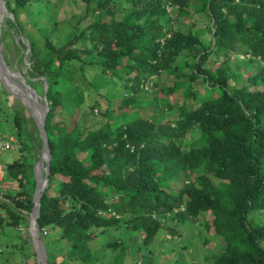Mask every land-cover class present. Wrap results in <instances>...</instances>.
<instances>
[{
  "label": "trees",
  "instance_id": "obj_1",
  "mask_svg": "<svg viewBox=\"0 0 264 264\" xmlns=\"http://www.w3.org/2000/svg\"><path fill=\"white\" fill-rule=\"evenodd\" d=\"M73 2L81 12L73 10L60 21L56 16L51 32L39 27L41 40L25 32L17 13L26 11L38 24V15L57 4L6 0L14 16L8 23L30 43V75L48 82L52 158L38 222L43 239L47 228L55 234V241H45L49 261L59 264L57 245L79 264L102 263L101 252L108 251L112 264L129 254L142 258L146 253H136L154 243L165 218L179 224L201 220L198 230L221 236L220 251L208 255L213 264H264V218L254 217L264 212V0ZM169 2L182 17L207 14L210 42L202 38L203 28L191 27L194 20H185L190 28L175 25ZM35 6L38 12L30 10ZM60 23L67 28L63 35ZM233 55L249 57L232 60ZM241 64L246 78L233 68ZM88 70H96L95 88L113 76L124 80L121 109L143 106L139 99L149 93L143 85L156 76L173 72L175 85L162 87L166 96L158 112L117 122L108 104L101 110L106 120L92 128L84 124L90 113L77 81ZM197 80L202 93L194 86ZM153 84L159 86L157 78ZM189 97L197 104H189ZM12 109L22 157L5 163L6 180L17 181L21 190L5 195L11 204L0 203L18 225L26 220L18 210L33 206L36 162L28 155L34 139L41 138L23 111ZM3 220L0 213V224ZM122 226L128 235H141L136 251L119 232ZM194 237L202 239L200 233ZM143 261L151 264L150 255Z\"/></svg>",
  "mask_w": 264,
  "mask_h": 264
},
{
  "label": "rangeland",
  "instance_id": "obj_2",
  "mask_svg": "<svg viewBox=\"0 0 264 264\" xmlns=\"http://www.w3.org/2000/svg\"><path fill=\"white\" fill-rule=\"evenodd\" d=\"M74 1V0H73ZM71 0H52V2L57 5L55 8L50 9L51 13L38 15L37 23H35V16L29 15L26 11L22 10L21 13H17L19 19L23 23V27L25 32H29L36 36L38 39L43 38L42 31L39 27H44V29L51 32L49 28L53 26V19L57 16L58 20H63L70 15L71 11H79L81 12L80 4H76ZM5 7L7 8L6 0H3ZM79 7V8H77ZM175 5L171 2L167 3V9L169 16H173V20L175 25L181 26L183 29L190 28V26H185V20L189 21L191 19L195 21V24L191 25L192 28L198 29L203 28L205 32L202 34V38L206 43H209L212 39L211 31L209 30V26L211 25V21L209 16L205 13H196L193 16L182 17L173 11ZM8 9V8H7ZM38 7H31L30 10L37 11ZM9 11V10H8ZM11 12V11H10ZM38 12V11H37ZM46 13V12H45ZM9 19L14 22V16H4L1 25V34L0 41L2 42L3 48V56L9 67L14 71H19L21 74L26 77L29 84L35 89V91L43 96L45 92V81L42 76L33 77L30 75L31 70V49L28 38L25 33H22L21 30L16 26H11L8 22ZM193 22V21H192ZM61 34L63 35V31L67 28L60 23ZM247 58L249 55H241V56H232V60H236L239 58ZM234 65V64H233ZM244 65H240L239 68L236 66H232L236 71H243V74L246 78V70L243 68ZM186 69V68H185ZM96 70H88L86 75L79 74L77 76V81L79 83L80 89L85 94V111H88L90 114L87 116V120L84 122L86 126H90L92 128L97 127L102 122L106 120V117L103 116L101 110H105L108 104H111L114 110L111 112L113 118L117 122H121L124 120H129L132 117H135L137 114L148 116L150 114L156 113L159 111V107H163L162 100L166 93L164 88H173L175 85V79L170 77L173 72L163 75L158 78L157 76L151 80H148L147 83H144L143 87L149 91L147 94H143L139 102L143 104V106H135L130 108L121 109L118 105L123 96V82L124 80L119 76H111L113 80L111 82L105 83L102 87H94V82L97 77H95ZM15 78V77H13ZM159 81V86H155L153 84L156 80ZM111 79V78H110ZM34 81H37L36 85L33 84ZM237 83V81H235ZM194 86L199 90L200 93L204 92L203 87H201V81L197 80L194 82ZM11 91L10 86H7ZM169 91L171 92V90ZM19 96V95H18ZM20 97V96H19ZM143 98V99H142ZM189 104H197V100L189 97ZM151 103V104H149ZM94 104L95 107H91ZM37 106V104H36ZM13 107H17L23 111V114L29 120L31 130L34 135L37 134L38 126L34 116L32 115L31 109L24 101L12 93H10L7 88L0 81V117L4 122L0 124V131L4 134H14L15 128L13 125ZM164 119H167L169 113L165 111ZM177 116V114L172 115ZM62 118V114L57 115L56 119L59 120ZM14 130V131H13ZM15 135V134H14ZM189 134H187L188 136ZM17 136L15 135V139ZM18 140V138L16 139ZM42 141V140H41ZM37 138L33 141V152H30L29 162H38L39 158L42 155V142ZM41 142V143H40ZM20 143L17 141L16 147L12 152L8 153V159L11 162L13 159H21L22 152L19 150ZM6 158V155L5 157ZM35 163V164H36ZM44 168V164H43ZM44 170V169H43ZM34 171V166H33ZM34 179L35 172H34ZM32 177L30 176V180L28 183L31 184ZM174 185H180V182L173 183ZM21 190V187L17 181L6 180V178L0 183V201H6L11 204V201L5 197L6 194L12 193L15 194ZM184 209V208H183ZM22 216L25 217V221L20 224H11V218L7 211L2 207L0 203V213L3 215L4 220L0 224V264H39V259L36 252V247L34 244L33 236H32V225L30 219V211L26 210H18ZM114 214V213H113ZM119 216V215H118ZM206 216L205 214L202 215ZM201 217V218H203ZM256 220L258 218H264V212L259 213L256 212L254 214ZM164 225L159 233V236L150 246H142V249L138 250L136 253L137 256L146 253L150 255L151 264H213V258L208 259L209 254H214L215 251H220L222 248V237L211 234V229L208 231L205 227L198 230V227L202 225V221H189V223L179 224V222H175L172 219L166 220L164 218ZM171 227H174L176 233L171 231ZM46 238L43 239L44 242L46 240L55 241L54 232L50 231V228L45 229ZM122 237L126 238L136 251L139 245L142 243V237L138 233H133L128 235V230L125 226H122L119 229ZM178 232V233H177ZM130 233V231H129ZM198 233L202 235V239H196ZM139 235V236H137ZM103 239V238H102ZM100 239V241H103ZM46 245V244H45ZM158 245V247H157ZM95 246H98V243H95ZM53 253L55 254V259L59 264H79V260L70 259L66 257L62 248L59 245L53 246ZM97 248V247H96ZM47 249V247H46ZM99 251V249H97ZM48 253V252H47ZM145 254V255H146ZM102 263L98 261L94 264H112L113 256H111L110 251L102 253ZM145 255L142 258H137L135 254L126 255V257L120 258L119 264H143ZM153 259V260H152ZM121 262V263H120Z\"/></svg>",
  "mask_w": 264,
  "mask_h": 264
},
{
  "label": "water",
  "instance_id": "obj_3",
  "mask_svg": "<svg viewBox=\"0 0 264 264\" xmlns=\"http://www.w3.org/2000/svg\"><path fill=\"white\" fill-rule=\"evenodd\" d=\"M5 9L10 14V16H12V13L10 11H8V9L6 7H5ZM0 34H1V26H0ZM2 48H3V45H2V42L0 41V80L3 83V85L7 88V90L10 93H12L14 96H16L19 99H21V97H19L15 92L11 91L7 87V84L4 80L5 78H7L10 83H13L16 86H19L23 91H25V93L27 90H29L30 93H32L35 96L34 92H36V91L29 84L26 77H24V75L21 74L19 71H14L9 67V65L7 64V62L4 59ZM10 72L11 73L17 72L18 74H20L21 75L20 80L16 79V78H12V76L10 75ZM42 78L44 79L45 85H46L45 86V92H44L43 96L39 95L36 92L40 98V99L36 100V103L40 107L41 114H42L40 119H37L34 112L29 107L31 109L32 115L34 116V118L36 120L38 130H39V134H40V138L42 140V155L39 158L38 162L34 165V172H35V177H36V186H35L33 199H32L33 206H32V209L30 211V219H31V225L34 227L32 229V236H33L34 244L36 247L38 259L40 257L41 261L44 264H52L49 261L46 245H45V242L41 236V230H40V226H39V222H38V218L40 216V200H41V197L44 193V190L46 189V187L49 184L51 158H52L51 148L49 145L48 134H47V129H46V117H47V113L49 111V104H48V100H47L48 82L44 76H42ZM29 99L32 101L33 98H29ZM43 154H45L44 160H43ZM42 160L44 162V168H43L44 170L42 172V180L40 181L37 177V165ZM40 259H39V264H41Z\"/></svg>",
  "mask_w": 264,
  "mask_h": 264
},
{
  "label": "bare ground",
  "instance_id": "obj_4",
  "mask_svg": "<svg viewBox=\"0 0 264 264\" xmlns=\"http://www.w3.org/2000/svg\"><path fill=\"white\" fill-rule=\"evenodd\" d=\"M7 15V16H10V14L7 12V10L5 9V5L3 3V0H0V26L2 25V21L4 19V16ZM10 75L13 77H15L16 79H19L21 78V75L18 74L17 72H10ZM7 86H10L12 89H13V92H15L17 95H19L22 100L32 109V111L34 112L35 116L37 117V119H40L41 117V110H40V107L38 106V104L36 103V100L37 99H40L39 98V95L35 93V96L30 93L29 90L26 91H23L19 86H16L14 85L13 83H10L9 80L7 78L4 79ZM29 98H33L32 101L29 99ZM37 104V106H36ZM45 159V154H43V160ZM40 161L39 164L37 165V177L38 179L41 181L42 180V172H43V164L44 162ZM34 227L32 226V229ZM40 259V257H39ZM41 261V259H40ZM41 264H44L42 261H41Z\"/></svg>",
  "mask_w": 264,
  "mask_h": 264
},
{
  "label": "built area",
  "instance_id": "obj_5",
  "mask_svg": "<svg viewBox=\"0 0 264 264\" xmlns=\"http://www.w3.org/2000/svg\"><path fill=\"white\" fill-rule=\"evenodd\" d=\"M17 139V138H16ZM14 134H4L0 131V155L3 152L12 151L17 144ZM19 142V141H18ZM6 178L5 164L0 161V183ZM46 232V231H44Z\"/></svg>",
  "mask_w": 264,
  "mask_h": 264
},
{
  "label": "crops",
  "instance_id": "obj_6",
  "mask_svg": "<svg viewBox=\"0 0 264 264\" xmlns=\"http://www.w3.org/2000/svg\"><path fill=\"white\" fill-rule=\"evenodd\" d=\"M12 151H13V150H12ZM12 151H7V152H3V153H1V155H0V161H1L3 164H5V163H7V162H10L9 159H8V153H9V152H12ZM5 155H6V158H4ZM13 160H14V159H13ZM13 160H12V161H13Z\"/></svg>",
  "mask_w": 264,
  "mask_h": 264
},
{
  "label": "clouds",
  "instance_id": "obj_7",
  "mask_svg": "<svg viewBox=\"0 0 264 264\" xmlns=\"http://www.w3.org/2000/svg\"><path fill=\"white\" fill-rule=\"evenodd\" d=\"M1 81V80H0Z\"/></svg>",
  "mask_w": 264,
  "mask_h": 264
}]
</instances>
